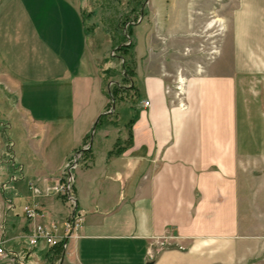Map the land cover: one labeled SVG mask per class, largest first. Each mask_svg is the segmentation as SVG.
I'll list each match as a JSON object with an SVG mask.
<instances>
[{
	"label": "crops",
	"instance_id": "0c3cea01",
	"mask_svg": "<svg viewBox=\"0 0 264 264\" xmlns=\"http://www.w3.org/2000/svg\"><path fill=\"white\" fill-rule=\"evenodd\" d=\"M83 8L0 0V151L38 187L71 152L90 151L75 173L79 226L57 264H264V100L246 96L264 77V0H241L229 43L175 87L163 66L136 64L139 95L120 102L124 115L112 112L117 103L106 110L100 73L119 66L115 45L86 26ZM118 140L123 149L109 155ZM24 186L7 203L16 233L61 227L68 205ZM30 205L32 219L22 212ZM43 245L28 264L44 258Z\"/></svg>",
	"mask_w": 264,
	"mask_h": 264
},
{
	"label": "rangeland",
	"instance_id": "374dc122",
	"mask_svg": "<svg viewBox=\"0 0 264 264\" xmlns=\"http://www.w3.org/2000/svg\"><path fill=\"white\" fill-rule=\"evenodd\" d=\"M240 1L81 0V5L84 6L83 14L89 29H104L111 36L112 45L124 40L127 44L131 43L132 48L129 52L132 54L134 65L140 66L142 62L150 59L151 64L163 66L168 72L167 81L173 87L180 74L183 78L184 76L190 77L195 71L204 68L207 62L213 60L219 52L220 42L223 39L229 43L232 17ZM182 7L185 8L182 9ZM89 29L87 30L88 37L92 35V31ZM114 52H116L115 49L109 51V54L116 65H119L116 68L120 69L122 59L119 54L116 55L117 52L116 54ZM120 75V73L114 74L111 78H115V81L112 82L119 81ZM250 86V91L246 96L249 95L250 99L257 102L264 100V77L251 78ZM5 98L0 89V100ZM127 104L118 102L112 112L114 111L116 115L118 113L124 115L123 112L127 108ZM260 126L264 130V125ZM2 143L0 140V145ZM85 145L86 143L71 152L65 161L72 153ZM5 155V152L1 150L0 232L4 254H0V262L3 264H28V261L33 258V250L37 247L29 245L25 238L16 233L23 229L17 226L18 223L14 220L13 213L10 212L13 204L7 205V203L11 202L12 196L17 194L22 185H25V189L30 191L28 185L35 184V182L30 179H22L21 168L10 165ZM84 156L85 153H82L74 170V185L77 168L88 160V157L84 158ZM61 175L62 169L50 183L58 180ZM73 190L75 193V188ZM55 196L67 204L63 197ZM68 207L70 208L69 205ZM3 231H10V233ZM49 248L43 245V251H47ZM34 259L36 264H53L46 262L42 257ZM17 260L20 261L17 262Z\"/></svg>",
	"mask_w": 264,
	"mask_h": 264
},
{
	"label": "built area",
	"instance_id": "2783aa9c",
	"mask_svg": "<svg viewBox=\"0 0 264 264\" xmlns=\"http://www.w3.org/2000/svg\"><path fill=\"white\" fill-rule=\"evenodd\" d=\"M144 105H148V101H144ZM86 149H88L87 144L70 155L62 166V175L55 182L42 187H38L35 184L28 185V188L33 195H60L71 208L61 227H57L53 224L50 226H44L41 224L36 225L31 230L32 232L27 236V243L29 245L35 246L42 241L47 247L51 248L60 246L61 249L64 250L67 238L71 235L72 231L79 226L80 215L77 213V200L73 190L74 170L78 165V160L82 151ZM22 212L29 219L40 214L39 208L35 205L24 206ZM2 244L3 239L0 232V254H4Z\"/></svg>",
	"mask_w": 264,
	"mask_h": 264
},
{
	"label": "trees",
	"instance_id": "16d2710c",
	"mask_svg": "<svg viewBox=\"0 0 264 264\" xmlns=\"http://www.w3.org/2000/svg\"><path fill=\"white\" fill-rule=\"evenodd\" d=\"M115 51L117 54L120 55L122 58V63L120 64V69H100V73L102 75L103 79V90L108 98V105L106 110H108L112 105L126 101V100H132L133 96L138 97V88L133 83L132 77L134 76V60L132 58V54L129 52L132 48L131 43H126L124 41H120L117 44H115ZM115 52V53H116ZM121 74L120 80L116 82L108 83V79L110 77H113L114 74ZM104 115L100 116L98 122L96 123V127L99 126L105 119H103ZM124 146H121V141H117L113 149L109 152L110 154H118L121 152ZM86 157L90 156L89 149L84 150ZM62 255V249L60 246H55L49 248L45 253V261L48 263L57 264L60 260ZM16 258V257H15ZM20 260H17L19 262ZM21 264V263H18Z\"/></svg>",
	"mask_w": 264,
	"mask_h": 264
},
{
	"label": "water",
	"instance_id": "95a60500",
	"mask_svg": "<svg viewBox=\"0 0 264 264\" xmlns=\"http://www.w3.org/2000/svg\"><path fill=\"white\" fill-rule=\"evenodd\" d=\"M146 264H151V262H147Z\"/></svg>",
	"mask_w": 264,
	"mask_h": 264
}]
</instances>
